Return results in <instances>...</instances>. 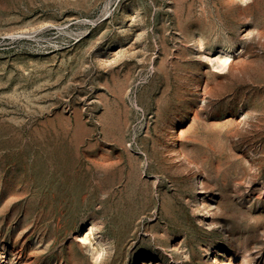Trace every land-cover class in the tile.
Returning <instances> with one entry per match:
<instances>
[{"label":"rangeland","instance_id":"obj_1","mask_svg":"<svg viewBox=\"0 0 264 264\" xmlns=\"http://www.w3.org/2000/svg\"><path fill=\"white\" fill-rule=\"evenodd\" d=\"M0 264H264V0H0Z\"/></svg>","mask_w":264,"mask_h":264},{"label":"bare ground","instance_id":"obj_2","mask_svg":"<svg viewBox=\"0 0 264 264\" xmlns=\"http://www.w3.org/2000/svg\"><path fill=\"white\" fill-rule=\"evenodd\" d=\"M199 43V42H198ZM197 43V44H198ZM199 45V44H198ZM200 46V45H199ZM231 47V46H230ZM226 48V47H225ZM225 48H224V50H225ZM222 49V48H221ZM224 50H222V51H224ZM225 54V53H224ZM221 55H222V53H221ZM227 57L228 56H225V55H223L222 57H221V59H219V60H221V65L222 66H224L225 65V62H227L226 60H227ZM219 64V63H218ZM221 66V67H222ZM224 68V67H223ZM202 207H203V209H205V213L206 214H208V211L206 210L207 209V206H206V204H204V203H202ZM91 229V228H90ZM90 231V230H89ZM91 234V233H90ZM83 238V237H82ZM86 238V237H85Z\"/></svg>","mask_w":264,"mask_h":264}]
</instances>
